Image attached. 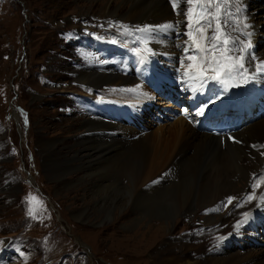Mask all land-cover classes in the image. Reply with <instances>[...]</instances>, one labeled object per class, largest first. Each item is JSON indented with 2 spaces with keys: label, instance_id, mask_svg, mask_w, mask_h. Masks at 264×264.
Segmentation results:
<instances>
[{
  "label": "bare ground",
  "instance_id": "1",
  "mask_svg": "<svg viewBox=\"0 0 264 264\" xmlns=\"http://www.w3.org/2000/svg\"><path fill=\"white\" fill-rule=\"evenodd\" d=\"M102 1L105 4L97 18L113 26L124 24L128 30L134 28L136 33L144 35L139 34L134 45L145 54L142 59H137L144 64V69H148L151 87H182L185 95H190L189 99L199 106L197 115L207 116L213 110L210 104L217 100L215 97H225L227 86L232 89L247 86V89H237L245 91L242 107L237 109L241 114L223 115V120L234 124V131L224 136L200 130L195 126L196 122L190 123L183 117L166 122L159 111H155L150 123H145L146 129L141 130L144 127L142 123L138 126L141 129L127 126L115 120L113 113L132 110L138 112L134 116L146 119L145 111H139L143 109L141 103L152 100L155 94L130 76L110 69H97L94 56L85 51L84 57L90 65L74 71L75 82L84 88L86 94L104 99L98 103L97 117L85 119L86 132L76 138L81 146L75 155L78 165L68 157L53 160L50 154L56 150V144L50 141L43 143L41 151L46 157L47 177L53 181L64 180L66 186L80 181L88 183L96 177L91 189L95 205L103 213V220L111 219L114 223L116 211L122 210L119 217L126 211L134 215L124 225L126 229L150 222L147 232L137 229L132 237L140 253L150 251V264H264V182L253 187L264 176V71H256V66L264 62V47L256 48L259 38L264 37V0H239L241 10L236 15L241 21L240 30L232 32L241 41L251 39L252 47L248 50L251 55L246 57L245 64L248 81H253L252 85H248V81L241 82L235 73L229 85L213 79H194L188 83L191 79L185 73L189 71L187 66L191 62L186 57L197 55V51L191 47L186 35L184 16L177 15L180 9H174L171 0H121L123 5H127L121 15L115 12L117 10L110 12L108 4L111 0ZM236 7L233 0L229 10L235 13ZM181 8H184L183 4ZM66 22L73 26L71 21ZM82 23L83 27L80 23L79 28L83 33H89L87 19ZM169 23L175 26L169 29L157 27ZM145 27L153 30H138ZM176 27L178 31L175 32L173 29ZM245 33H251V36ZM152 60H164L175 68L180 65L178 78H170L157 71ZM178 100L183 98L179 94L174 95V104ZM173 102L169 101L168 105L172 106ZM79 169L83 171V177L66 178ZM238 183L243 184L242 189H238ZM252 187L256 199L245 202V197L252 194ZM232 190L240 192L242 200L227 217L210 213L203 233L171 237L172 228L168 225L171 220L179 216L188 219L207 206L218 205ZM245 213L248 214L247 219ZM72 215L77 220H88L90 212L84 209L82 215ZM238 222H243L239 228L236 227ZM222 223L229 226L223 228L220 226ZM221 236L223 244L211 251V242L213 239L217 242ZM246 236L248 240H245ZM252 239L261 242L255 246L249 243ZM246 244H249L248 248H245ZM3 255L1 252L0 262Z\"/></svg>",
  "mask_w": 264,
  "mask_h": 264
},
{
  "label": "rangeland",
  "instance_id": "2",
  "mask_svg": "<svg viewBox=\"0 0 264 264\" xmlns=\"http://www.w3.org/2000/svg\"><path fill=\"white\" fill-rule=\"evenodd\" d=\"M104 4L102 0H0V255L4 254L0 264H150V251L140 253L132 239L136 231H148L150 222L126 229L124 225L134 215L126 211L119 217L122 210L116 211V223L103 220L91 189L97 178L72 186H66L64 180L53 181L45 173L47 162L41 151L43 143L50 141L56 144L50 154L53 160L68 157L79 164L75 155L81 146L76 138L86 132L85 119L97 117L99 108L93 117L89 107L81 109L75 95L86 93L75 82L74 71L90 65L80 50V35L85 33L78 25L83 27L82 20L87 19L90 31H104L109 26L112 37L122 36L120 28L97 18ZM108 5L111 13L117 10L119 14L127 7L121 0H111ZM263 44L264 37H260L256 48ZM120 64L118 59L109 69H118ZM159 99L155 96L151 101ZM135 118L138 126L144 125L142 129L150 123L144 117ZM83 176L79 169L66 178ZM230 192L218 205L207 206L196 216L171 220V237L203 233L210 213L227 217L242 200L240 192ZM30 196L42 203H31ZM229 197L235 198L231 204L227 203ZM84 209H89L88 220L75 219L72 214L82 215ZM222 224L223 228L229 226ZM221 237L218 243L213 239L211 251L223 244ZM260 242L249 241L255 246ZM4 247L20 252L14 255L2 250ZM8 259L13 263L5 261Z\"/></svg>",
  "mask_w": 264,
  "mask_h": 264
},
{
  "label": "snow or ice",
  "instance_id": "3",
  "mask_svg": "<svg viewBox=\"0 0 264 264\" xmlns=\"http://www.w3.org/2000/svg\"><path fill=\"white\" fill-rule=\"evenodd\" d=\"M171 3L174 9H180L177 15L184 16L186 35L191 41V47L197 51V55L186 57L191 63L188 64L189 71L185 75L189 79H213L224 85H229L235 78V73L240 77L241 82H247L249 77L245 61L246 57L251 55L248 50L252 47V42L250 38L245 42L232 35L233 31L240 30L241 21L236 15L241 10L239 0H235L237 5L235 13L229 10L233 0H171ZM181 4L184 5V8H181ZM178 24L179 21L176 22V25ZM174 26L169 23L157 27L169 29ZM138 30L150 32L153 29L145 27ZM245 35L250 37L251 33H245ZM136 51L139 55L140 50ZM145 51L151 52L147 48ZM236 52L240 54L234 55L233 53ZM256 71H264V62L256 66ZM132 91H136V89H132ZM261 182H264V176H261L253 187H259ZM233 199L235 198L229 197L227 203L231 204ZM254 199L256 196L252 193L245 197V202H251ZM29 201L33 204L42 203L34 196H30ZM244 216L247 219L248 214L245 213ZM242 223L238 222L236 227L239 228Z\"/></svg>",
  "mask_w": 264,
  "mask_h": 264
}]
</instances>
